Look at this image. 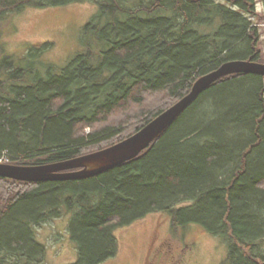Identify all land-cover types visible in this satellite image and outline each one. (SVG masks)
I'll return each instance as SVG.
<instances>
[{
	"label": "trees",
	"instance_id": "obj_1",
	"mask_svg": "<svg viewBox=\"0 0 264 264\" xmlns=\"http://www.w3.org/2000/svg\"><path fill=\"white\" fill-rule=\"evenodd\" d=\"M79 3L99 8L87 31L100 52L88 46L59 70L41 61L53 42L20 57L0 48L2 162L45 165L108 148L222 64L264 63L257 0H0V38L28 9ZM163 212L176 231L195 224L222 238L221 264H264V77L221 79L138 158L98 177L0 178V255L36 261L44 248L34 228L72 214L74 264H103L119 253L116 229Z\"/></svg>",
	"mask_w": 264,
	"mask_h": 264
},
{
	"label": "rangeland",
	"instance_id": "obj_2",
	"mask_svg": "<svg viewBox=\"0 0 264 264\" xmlns=\"http://www.w3.org/2000/svg\"><path fill=\"white\" fill-rule=\"evenodd\" d=\"M257 2L258 16L254 22H258L264 10L262 0ZM98 10L92 3L46 10L28 9L4 24L0 48L4 49V56L20 57L29 46L53 42L54 49L41 61L62 70L88 46L101 51L102 44L96 33L87 31ZM259 26L264 33V25ZM260 49L264 58V34ZM3 162L7 163V160ZM72 216L66 214L34 228L36 240L44 248L36 261L29 262L22 253L3 252L0 264L76 263L79 251L69 231ZM114 235L119 243V253L103 264H221L228 256V246L222 238L195 224L176 231L170 215L165 212L150 214L130 226L118 228Z\"/></svg>",
	"mask_w": 264,
	"mask_h": 264
},
{
	"label": "water",
	"instance_id": "obj_3",
	"mask_svg": "<svg viewBox=\"0 0 264 264\" xmlns=\"http://www.w3.org/2000/svg\"><path fill=\"white\" fill-rule=\"evenodd\" d=\"M236 74L264 77V63L234 60L222 64L217 70L201 76L189 94L162 112L133 136L108 148L66 161L45 165L21 166L0 162V178L29 183L80 181L98 177L138 158L155 143L212 85Z\"/></svg>",
	"mask_w": 264,
	"mask_h": 264
}]
</instances>
